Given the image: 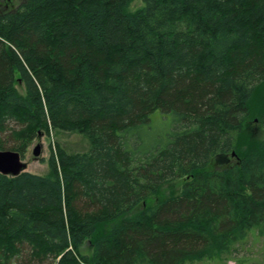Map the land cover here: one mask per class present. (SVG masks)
Instances as JSON below:
<instances>
[{"label": "trees", "instance_id": "obj_1", "mask_svg": "<svg viewBox=\"0 0 264 264\" xmlns=\"http://www.w3.org/2000/svg\"><path fill=\"white\" fill-rule=\"evenodd\" d=\"M133 1L0 9V149L91 140L50 174L0 172V264H195L264 235V0Z\"/></svg>", "mask_w": 264, "mask_h": 264}, {"label": "rangeland", "instance_id": "obj_2", "mask_svg": "<svg viewBox=\"0 0 264 264\" xmlns=\"http://www.w3.org/2000/svg\"><path fill=\"white\" fill-rule=\"evenodd\" d=\"M21 1L22 0H0V9H15ZM142 3V0H134L130 4V9H138L142 6ZM17 88L20 93H26L25 87L22 83H17ZM259 89L262 97L260 95L253 99L254 104L256 102L257 106L261 104L262 100H264V84L260 86ZM259 116V111L255 110L253 117L249 120L248 125L245 128L244 139H242V142L248 144L246 139L249 138V142H251L255 137L262 134L263 126L259 120ZM161 117L162 114L160 111H156L152 115L151 126L154 134H157L159 131L167 130L169 127L168 120H170V118L167 117L166 121ZM31 138L32 140L29 143L23 158L28 162L27 171L42 175L51 173L48 159L53 152L57 153V148L59 145L70 153L86 151L91 145L90 138L78 130L65 131L50 127V132L48 134L45 133V130H38V133L36 135H32ZM39 144H41V153L36 156L34 154V150ZM226 161L227 158L218 157L214 164L220 166L221 163L224 164ZM180 187L181 181H175L165 185L157 197L153 196L151 199H149V203L151 204L164 196L171 195ZM142 207H144V205H141L140 209H142ZM83 252L92 253L91 245L89 243L84 245ZM224 262H227V264H264V235L251 236L244 246H240L234 257L214 259L206 258L202 261H196L195 264H221Z\"/></svg>", "mask_w": 264, "mask_h": 264}, {"label": "water", "instance_id": "obj_3", "mask_svg": "<svg viewBox=\"0 0 264 264\" xmlns=\"http://www.w3.org/2000/svg\"><path fill=\"white\" fill-rule=\"evenodd\" d=\"M41 153V144L36 146L34 154L38 156ZM28 162L25 161L22 154L14 149H0V172L16 176L27 170Z\"/></svg>", "mask_w": 264, "mask_h": 264}]
</instances>
